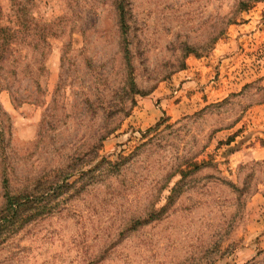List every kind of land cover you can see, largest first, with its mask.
<instances>
[{"label": "rangeland", "instance_id": "rangeland-1", "mask_svg": "<svg viewBox=\"0 0 264 264\" xmlns=\"http://www.w3.org/2000/svg\"><path fill=\"white\" fill-rule=\"evenodd\" d=\"M120 1L0 0V264H264V0Z\"/></svg>", "mask_w": 264, "mask_h": 264}, {"label": "trees", "instance_id": "trees-1", "mask_svg": "<svg viewBox=\"0 0 264 264\" xmlns=\"http://www.w3.org/2000/svg\"><path fill=\"white\" fill-rule=\"evenodd\" d=\"M14 6L16 7L18 6V4L16 5V3L14 2ZM117 6L120 13L121 29L126 34L129 29L127 24V17L129 15V12L127 10L126 0H121ZM249 9V3L241 4L242 11H247ZM14 34L15 32L10 27L3 26L0 21V40L2 42V44L0 45V61L2 60L4 49L7 46H11ZM131 87L132 89H134L135 86L133 83ZM206 164V162H203L201 165L197 164L196 162H192L188 166L189 169L180 170L179 175L183 180L189 175L199 171L201 167ZM180 183L181 182L179 181L177 184L179 185ZM178 185H176L171 191V195L169 197L170 203L173 201L174 196H176V194L178 193ZM51 194L52 193L48 192L45 195L43 194L34 197L29 194L12 195L7 191L5 194V207L0 213V244L1 240L5 237V234H12L13 232H15V230L21 229L27 224L34 221L36 217L43 215L47 210V207L44 203V197H50ZM161 212H165V209H162ZM148 221L149 220L145 222L147 223ZM139 224L141 225L142 223L139 222Z\"/></svg>", "mask_w": 264, "mask_h": 264}]
</instances>
